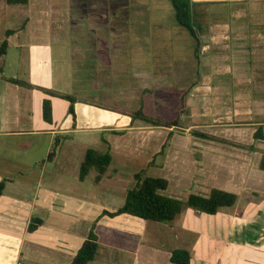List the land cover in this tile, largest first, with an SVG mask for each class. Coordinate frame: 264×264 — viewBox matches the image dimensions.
Returning <instances> with one entry per match:
<instances>
[{
  "label": "rangeland",
  "instance_id": "374dc122",
  "mask_svg": "<svg viewBox=\"0 0 264 264\" xmlns=\"http://www.w3.org/2000/svg\"><path fill=\"white\" fill-rule=\"evenodd\" d=\"M50 1L33 0L32 6L29 7L28 5L10 6L5 0H0V46L6 38L7 30H18L14 35L12 34V37L9 36L11 48L6 56L3 77L26 80V69L28 70L25 64L26 58L24 59L26 50L16 46V43H29L36 41L35 38L40 41L45 36L42 35L41 27L46 26V21H48L47 37L42 38L41 42L44 41L42 43L51 48L50 51L45 50L43 53L53 54L50 59L54 68L52 90L72 95L76 98V102L78 100V120L70 116L66 119L67 105L69 110L70 103L58 98L53 100L56 106V116L62 125L67 124L73 127L74 122L77 123L76 128L79 130L70 140L62 141L58 156L53 161L47 160L51 144L54 142L49 134L36 132L1 135L0 172L13 176L16 181L15 192L18 190L29 202L38 197V201H41L42 193L35 194L34 191L22 190L20 185L26 183L31 190L39 191L40 188H49L51 184L57 182L55 185L60 190L94 200L98 209L103 206H107L109 210L117 209L123 203L121 198L123 195L119 194L121 197L112 199L100 195L101 190H98V185L95 184V171H91L84 182L78 180L80 160L86 146L95 148V144L90 142L93 138L91 136L105 135L103 131L107 126L127 122L120 119L121 110L130 112V119H133V113L140 110L149 117L163 121H172L178 117L180 124L173 128L159 126L160 129L155 130L154 133L144 132L147 135L145 139L141 134L142 138H139L140 140L135 145H133L134 140L133 142L130 140L118 142L116 150L113 149L117 154L113 153L112 168L108 172L110 180H105L103 184H100L105 187L116 183L124 189L126 197L127 191L135 185L134 174L145 168L147 175L165 177L171 182L170 188L164 193L166 196L184 199L191 193H207L210 186L216 184L214 179L207 178L205 172L208 163L206 150L208 147L211 148L210 142L215 139H202L194 135V132L207 134V131H210L208 126L215 123L214 121H221L222 124L218 125L236 126L238 123L235 121L237 120L235 112L240 111L244 105L247 109L251 103L242 101V99L236 100L233 96L209 99L204 96V89L198 93L195 87H206L207 77L212 76L215 80H225V82H219L220 86H228L229 81H233L234 75L248 76V68L236 67L234 74H231L223 72L222 67L214 64L211 59L206 60L200 56L198 61L192 58L194 41L169 16V10L170 12L173 10L166 0H138L136 3L131 0H55L50 4L49 17L45 19V16H40L39 11L44 9ZM214 6L207 9L206 16H209L208 12L211 8L213 11L225 9ZM236 7L235 10L245 14L244 9L258 10L259 7L263 9L264 0H245ZM31 10L33 11L32 16L28 18ZM262 15L264 16V11ZM27 19L30 20L29 23ZM207 21L214 22L215 17H208ZM200 22H206V19H200ZM196 24L200 25L198 20ZM1 63L2 57L0 58ZM225 68L228 69V67ZM262 71L264 72V69ZM156 73L158 75H154ZM235 81L238 83V79ZM5 86L7 84L0 81V91ZM12 89L16 88L12 87ZM37 91L43 97H50L39 89ZM9 92H11L10 89ZM201 93L203 95H199ZM26 95L27 91L26 94H21V108L24 109L22 112L25 114L22 116L23 119H26V114H33L32 110H27ZM218 100H222L228 108H225V112L232 111V114L230 113L232 119H226L227 115H222L224 109L221 108L222 105L216 106ZM235 101L238 102L237 106L234 104ZM251 110L250 107L246 112ZM219 112L220 114H216ZM1 115L0 122L2 121ZM101 115H109L110 120H102ZM115 117H119V120L115 121ZM130 119L128 125L132 122ZM226 120L231 121L226 122ZM140 121L135 120L134 124L140 126ZM149 126L152 125L149 124ZM15 129L17 130L11 126L9 132H21L14 131ZM207 135L216 138L212 134ZM75 145L80 146L74 148ZM99 145L101 148H107V145ZM212 145L215 148L220 147L219 149L223 146L220 144L218 146L217 143H212ZM245 146H241L240 149L242 147L246 148L245 150L250 149L249 145ZM126 148H131L132 151ZM197 148L201 151H196ZM236 148L229 145L232 152ZM75 149L78 151L73 155ZM123 152H126L129 157L134 155L133 157L139 160L135 161L136 158L123 159L121 156ZM148 160L152 161L148 164ZM69 172L72 174L68 175ZM253 190L249 188L244 192L246 195H251L256 192ZM246 195H242V202L247 201ZM257 197L259 199L254 201L241 215L243 217L252 213L258 216L254 224H247L250 226L246 227L249 233L243 231L242 234L229 235L231 241L235 239L234 242L243 245L240 249L241 253L245 251L247 241L254 238L262 241L261 237H264V193H259ZM238 205H243L240 194L233 207L221 208L217 214H232ZM189 210L196 212L192 208L185 207L181 214ZM94 213L97 214L96 211ZM196 213L206 219L204 220L205 225L199 227L203 234L206 228L215 230V241L210 236L205 238L200 234L190 235L188 231L183 239L195 245V249H192L193 264H209L217 260L216 257L222 253V247H224L222 242L225 241L221 240L219 234L221 231H226V224L213 225L217 216ZM235 218L241 217L235 216ZM134 219L140 221L138 218ZM144 223H148L149 226L170 224L159 222L155 224L150 221ZM148 231L147 229L140 233L138 246L141 244L145 246L144 242H150L151 246L158 248L159 238ZM102 240L105 244L109 243L106 236L102 235ZM100 243L102 244L101 240ZM250 245L261 249L256 247L258 243H250ZM230 246L233 245L230 244ZM106 249L108 252L109 248L105 247L104 250ZM262 256V258H250L244 264H264V254Z\"/></svg>",
  "mask_w": 264,
  "mask_h": 264
},
{
  "label": "crops",
  "instance_id": "0c3cea01",
  "mask_svg": "<svg viewBox=\"0 0 264 264\" xmlns=\"http://www.w3.org/2000/svg\"><path fill=\"white\" fill-rule=\"evenodd\" d=\"M44 1L46 2V0ZM53 1L55 0H51L44 9H40L39 13L41 17L45 16V19L49 17L50 4ZM137 1L138 0H131L133 3ZM166 1L171 4L173 10V12L169 10V16L173 18L177 24L172 3L170 0ZM243 1L245 0H198V2H195L192 6L196 13V20H198L200 24L198 27L201 39V58L213 60L214 64L222 67L223 72L234 74L236 67H247L249 74L248 76L241 75L240 77L234 75L233 81H229L230 84L228 86H220L219 82H225V80H215L213 76L207 77L206 87L197 86L195 87L196 92H202L204 89V96L209 99L233 96L236 100L242 99V101L245 100L251 103L247 109L244 105L240 111L235 112L234 115L237 118L235 121L238 123L236 126L218 125L221 121H214L215 123L208 126L210 131H207V134L209 133L216 137L215 141L213 140L214 142L209 141L211 143V148L208 147L206 150V161L208 163L206 164L205 172L207 178L214 179L216 183L210 186V190L212 188H218L232 192L238 196V199L240 194L241 204L243 203V205H238L232 214H207L213 217L217 216L213 225L217 223L226 224V231H221L219 234L221 240L225 241L222 242L224 245V247H222V253L216 257L217 260L209 264H244L245 261L250 258H262L264 254V237H261L263 239L262 241L255 238L247 241L243 253L240 251L243 245H238V243L234 242L235 239L231 241L229 238L230 234H242L243 231L246 233V227H250L247 224H254V222L257 221L258 216L252 213L243 217L241 215L243 211L249 209L248 207L253 204L254 201L259 199L257 197L259 193H264V169L261 168V162L263 163L264 161V140L254 138L259 128L263 130L264 134V72L262 71L264 69V26L260 25L264 21V16L262 15L263 12L259 13L253 9L247 12V14H243L237 9L235 10L234 8H237L236 6ZM32 4L33 0H29L27 5L30 7ZM214 5H217L216 7L218 8L222 7L225 9L213 11V8H211L210 12H208V14L210 13L209 16H206L205 12H207V9L209 7H215ZM32 13V10L29 11L28 18L32 16ZM208 17H215V21L208 22ZM204 18L206 22H200V19ZM38 21H41V19H38ZM254 21L259 25H254ZM29 22L30 20L28 21L27 19V23ZM48 24L49 22L46 21V26L43 25L41 27L43 29L42 35H45L44 37H47L46 28ZM177 25L182 28L179 24ZM182 29L185 30L184 28ZM26 30L28 29L26 28ZM17 31L18 30H14L15 33ZM10 37H12V35ZM10 37L8 38L7 53L11 48ZM190 37L194 41L192 45V58H196V39L191 35ZM35 39L36 41H31L29 43H16V46L26 50L24 59L26 58L25 64L28 66V70L26 69L25 74L27 77L26 80L17 79L25 81L35 87L53 91L57 94L69 95L52 90L54 68L52 63H50V59L53 54H51V52L43 53L45 50L50 51L51 48L46 47L49 45L43 44L42 42L44 41L41 42V39L40 41L37 38ZM7 53L2 57L1 64H5ZM225 67H228V69ZM154 75L158 74L156 73ZM237 79L238 83L235 81ZM1 81H4L7 86L0 91V114H2L0 136L4 134L10 135L11 133L31 134L45 132V134L51 136V139L53 138V141L56 136H63L64 140L67 141L79 130L76 128L77 123L75 122L73 127L60 123L61 121L56 116L55 102L53 103V100H56L57 97H43L40 95L39 91H37V88L30 89L22 87L9 82L8 79L4 77ZM12 87L16 89H12ZM236 88L238 90H236ZM9 89L11 92H9ZM21 90L27 91L25 98L28 103L27 110H32L33 112V114H26V119L22 118L25 114L22 112L24 109L21 108V94H26V91ZM199 95H203V93ZM10 98L12 100H10ZM45 98H50L52 101V123H47L43 120L42 105ZM77 103L78 100L74 107L78 120ZM216 104H218L216 106L222 105L221 108L224 109L222 115H227L225 116L226 119H232V111L225 112L228 108H226L222 100H218ZM234 104L237 106L238 102L235 101ZM250 107L252 110L246 112ZM121 111L119 115L120 119L127 122L120 125L114 123L107 126L103 131L105 135L91 136L93 138L90 142L95 144V149L102 152H109L112 156L111 165L100 182L101 184H103L105 180H110V173L108 172L112 168L114 160L113 153L117 154L113 149L116 150L118 142L122 140H130L133 142L134 140L135 142L133 145H135L137 141L140 140L139 138H142L141 134L142 136L144 135L143 138L145 139L147 135L144 134V132L154 133L155 130L160 129V127L149 126V124L143 121H140V126H138L139 124H134V119H130V112ZM212 114H214V112ZM216 114H220V112ZM69 116L71 118L73 117L69 114L67 105L66 119ZM101 119L110 120V116L101 115ZM129 119L132 120V122L128 125ZM118 120L119 117H115V121ZM230 121L231 120H226V122ZM9 126L17 128V130L15 129L14 131L21 132H9ZM138 128L144 129L137 130ZM212 143H217L218 146L219 144L221 146L223 145L222 149H219L220 147L215 148ZM98 144L107 145V148H101ZM227 144L239 149L236 148V150L232 152ZM245 145H249L250 149L245 150L246 148H243L246 147ZM79 146L80 145H75L73 147ZM241 146H243L242 149H240ZM88 148L91 147L86 146L85 152ZM126 149L132 151L131 148ZM77 151L78 149H75L73 155L77 154ZM196 151L201 150L197 148ZM158 152L159 150L156 154ZM84 155L81 156L80 164ZM121 156H123V159L136 158V160L134 159L135 161L139 160L137 157H133L134 155H130L129 157L126 152H123ZM151 161L148 160V164ZM67 174L70 175L72 173L69 172ZM73 177H75V175ZM3 179H8L9 181L7 182L3 196L0 198V264H71L74 256L86 240L92 224L97 220L98 223L95 231L98 236L100 249L98 256L90 264H172L170 257L173 250L184 248L189 250L192 255V249H195L194 243H189L187 240L183 239L187 231L190 235L200 234L205 238L210 236L212 240L216 237L215 230H207V228L203 234L199 227L205 225V217L190 210L185 214H180L176 220L169 225L157 224L149 226V224L146 223V225L144 223L145 221L142 219L138 218L142 222L140 223V221L134 219L137 217L127 214L116 217L103 216V211H115L116 209L109 210L107 206L98 209V206L94 204V200L79 194L73 195L67 193L65 190H60L58 186L55 185L57 182L51 184L49 188H40L39 191L37 189L31 190L26 183L21 184L20 188H22V190L34 191L35 194L42 193L40 197L42 199L41 201H38V197L29 202L18 190L15 192L14 186L16 181L13 179V176L6 174V172L5 174L0 172V181ZM100 183L96 184L98 185V190H101L100 195H105L108 199L121 197L119 194L123 195L121 197L123 203L118 208L122 207L125 203L126 192H123L124 189L119 187L116 183L109 186L106 185L105 187ZM170 184L171 182H169V188ZM249 188L254 189L253 191L256 192H253L251 195H246L244 191H248ZM168 189L166 191H168ZM210 190L207 193L195 192L194 194L207 195ZM242 195H246L248 198L246 202H242ZM94 211H96L97 214H95ZM235 216L241 218H235ZM33 217L41 219L43 223L37 230L30 233L28 227ZM237 223L240 225H236ZM254 227L253 225V228ZM147 229L149 230L148 232H152L154 236L159 238L158 248L151 246L150 242H144L145 246L143 244L138 246L140 242V233L147 231ZM247 233L249 232L247 231ZM102 235L106 236L109 241L108 244L103 243ZM249 242L251 244L258 243L259 245L256 247L261 249L254 248ZM230 244L233 246H230ZM105 247L109 248L108 252L107 249L106 251L104 250ZM237 250L239 251L237 252ZM104 251L105 254H103ZM192 259H194L193 256ZM192 259L191 264H193Z\"/></svg>",
  "mask_w": 264,
  "mask_h": 264
},
{
  "label": "trees",
  "instance_id": "16d2710c",
  "mask_svg": "<svg viewBox=\"0 0 264 264\" xmlns=\"http://www.w3.org/2000/svg\"><path fill=\"white\" fill-rule=\"evenodd\" d=\"M7 5H27L29 0H5ZM72 1H86V0H72ZM175 12V19L177 24L184 28L192 37L196 39L195 56L200 60L201 39L199 34V27L196 24V13L192 8L190 0H170ZM13 30H7L6 38L0 46V58L4 57L8 48V37L14 34ZM4 63L0 65V81L3 79ZM9 82L25 87L37 88L44 94L50 97H57L70 103L69 114L75 117V103L76 98L71 95L57 94L53 91L35 87L25 81L17 78L8 79ZM43 120L47 123L53 122V108L50 98H45L42 105ZM134 120L138 119L152 126H165L173 128L178 126V117L172 121H163L152 118L144 114L142 111H137L132 114ZM197 137L202 139H216L206 133L194 132ZM255 139L264 140L262 129H258L254 135ZM63 136H56L52 143L51 150L48 154L47 160L53 161L56 159L58 151L61 148ZM112 162V156L109 152H102L95 148H88L85 152L84 158L79 167V180L85 181L86 177L91 171L96 172L95 184H99L106 175L109 166ZM264 169V161L261 165ZM135 185L127 191L125 203L122 207L115 211H103V216L116 217L122 214L131 215L140 218L144 221L171 223L184 211L185 207L194 209L196 212L215 215L221 208L233 207L238 196L232 192H228L218 188H212L207 195L190 194L186 199L166 196L164 193L169 188V181L163 177H153L147 175V170L142 169L134 174ZM8 179L0 181V198L3 196ZM43 221L39 218L33 217L28 227L30 233L37 230ZM98 220L92 224L91 230L83 242L82 246L74 256L71 264H90L99 254L100 244L96 234ZM192 255L187 249H175L171 252L170 261L172 264H191Z\"/></svg>",
  "mask_w": 264,
  "mask_h": 264
},
{
  "label": "flooded vegetation",
  "instance_id": "af4514ba",
  "mask_svg": "<svg viewBox=\"0 0 264 264\" xmlns=\"http://www.w3.org/2000/svg\"><path fill=\"white\" fill-rule=\"evenodd\" d=\"M261 4H262V3H261ZM262 8L264 9V7H262ZM263 9H261V7H259L258 10H255V9H253V10H255V11L261 13V12L264 11ZM244 10L246 11V12H244V13L246 14L247 12H249V11L252 10V9H248V10L244 9ZM240 12H242V11H240ZM263 19H264V18H263ZM253 24H254V25H259L256 21H254ZM260 25L264 26V21H263L262 24H260Z\"/></svg>",
  "mask_w": 264,
  "mask_h": 264
},
{
  "label": "water",
  "instance_id": "95a60500",
  "mask_svg": "<svg viewBox=\"0 0 264 264\" xmlns=\"http://www.w3.org/2000/svg\"><path fill=\"white\" fill-rule=\"evenodd\" d=\"M195 2H198V0H191V6H193Z\"/></svg>",
  "mask_w": 264,
  "mask_h": 264
}]
</instances>
